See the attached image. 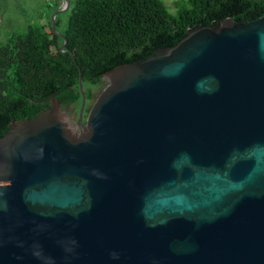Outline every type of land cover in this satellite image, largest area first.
Wrapping results in <instances>:
<instances>
[{
	"label": "water",
	"instance_id": "obj_1",
	"mask_svg": "<svg viewBox=\"0 0 264 264\" xmlns=\"http://www.w3.org/2000/svg\"><path fill=\"white\" fill-rule=\"evenodd\" d=\"M104 76L0 137V264H264V14Z\"/></svg>",
	"mask_w": 264,
	"mask_h": 264
},
{
	"label": "trees",
	"instance_id": "obj_2",
	"mask_svg": "<svg viewBox=\"0 0 264 264\" xmlns=\"http://www.w3.org/2000/svg\"><path fill=\"white\" fill-rule=\"evenodd\" d=\"M52 2L47 19L61 9V0ZM72 2L65 17L53 20L66 42L48 20V34L35 32L32 24H28L32 34L0 32V137L13 118H32L48 108L52 95L62 105L77 104L79 110V72L86 115L95 97L93 88L115 66L173 46L197 26L226 18L244 23L264 14V0H177L174 12L163 0ZM45 38H50L54 52Z\"/></svg>",
	"mask_w": 264,
	"mask_h": 264
},
{
	"label": "rangeland",
	"instance_id": "obj_3",
	"mask_svg": "<svg viewBox=\"0 0 264 264\" xmlns=\"http://www.w3.org/2000/svg\"><path fill=\"white\" fill-rule=\"evenodd\" d=\"M52 0H0V32H10V31H24L27 33H34L30 31L28 24L34 26L35 32L44 35L48 34L47 28V15L49 11L54 7ZM168 9L172 12L176 10V1L177 0H163ZM61 8L65 6V3L61 0ZM53 14V13H52ZM65 13L61 14V17H65ZM49 17V16H48ZM50 38H45V43L48 45V50L54 52L53 43H49ZM110 84L107 77L102 78V82L93 88L95 97L103 91ZM93 101L90 103V107L93 104ZM87 111L86 115L90 111ZM64 112L78 115V106L77 104H67L62 105L58 104L56 108Z\"/></svg>",
	"mask_w": 264,
	"mask_h": 264
},
{
	"label": "built area",
	"instance_id": "obj_4",
	"mask_svg": "<svg viewBox=\"0 0 264 264\" xmlns=\"http://www.w3.org/2000/svg\"><path fill=\"white\" fill-rule=\"evenodd\" d=\"M66 6V5H65Z\"/></svg>",
	"mask_w": 264,
	"mask_h": 264
}]
</instances>
